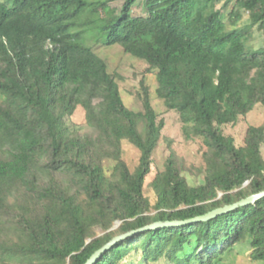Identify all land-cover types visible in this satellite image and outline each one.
Here are the masks:
<instances>
[{
    "label": "trees",
    "instance_id": "1",
    "mask_svg": "<svg viewBox=\"0 0 264 264\" xmlns=\"http://www.w3.org/2000/svg\"><path fill=\"white\" fill-rule=\"evenodd\" d=\"M113 1L0 2V264H85L117 235L264 191V125H249L240 147L223 131L264 106V0H141L143 16L134 14L140 0L119 11ZM221 2L234 4L227 22ZM93 38L144 60L187 138L205 146L203 166L190 169L167 140L165 170L149 185L154 202L145 189L165 120L145 78L143 110L125 104L120 76L85 43ZM80 107L88 133L74 120ZM124 142L139 151L135 170ZM246 242L264 262V199L135 235L96 264H219Z\"/></svg>",
    "mask_w": 264,
    "mask_h": 264
},
{
    "label": "rangeland",
    "instance_id": "2",
    "mask_svg": "<svg viewBox=\"0 0 264 264\" xmlns=\"http://www.w3.org/2000/svg\"><path fill=\"white\" fill-rule=\"evenodd\" d=\"M8 2L9 0H0V2ZM124 0H116L110 3V8L117 11L122 7ZM233 3L224 6L221 2L217 5V9L222 10L223 18L227 22L230 13L233 8ZM144 2L139 1L134 9V14L136 16L145 15ZM92 42H85L87 45L93 48L94 52L102 58L108 65L109 71L112 74H117L120 76L119 85L122 92V97L125 104L132 110L136 112H141L143 110L142 96L143 90L140 86L141 79L145 78V82L149 87L150 98L152 106L155 111L159 114L160 118L165 120V129L162 133V138L160 140L159 146L154 153V165L152 168L151 175L147 178L146 182V195L154 202V194L149 187L152 179L161 171L165 170V165L170 156L168 141L172 142V147L176 151L178 157L186 163L187 167L190 169H197L203 166V152L205 146L200 138L188 139L184 131V125L180 121L179 115L175 111H170L167 109L164 102L158 97L157 89L158 82L157 78L153 72H148L149 66L144 60L138 59L124 52L121 46H104L103 43L96 42L97 39L93 38ZM255 46L261 45L260 34L255 31V39L253 41ZM263 44V37H262ZM74 120L79 126L80 131L83 133L90 132V128L87 126L86 112L80 107L76 113ZM249 125L252 126H262L264 125V106L257 105L252 113L246 118H240L236 125H229L223 128L226 135L234 137L236 145L238 147L244 145V139ZM124 160L127 162L131 170H135L139 162V151L138 149L130 144L129 142H124ZM262 153L264 155V145L262 148ZM114 163L109 162L108 166H112ZM188 180L191 184H199L201 181H197L194 177L188 176ZM156 214V213H154ZM121 223L115 224L112 229L113 232L118 231L121 227ZM101 229L96 230V238L105 235ZM119 236V235H117ZM137 256V255H136ZM252 249L248 242L239 245L231 253L225 255L219 264H264V262H255L252 260ZM139 256H137L138 258ZM128 258H134V255H130ZM156 264H168L161 261Z\"/></svg>",
    "mask_w": 264,
    "mask_h": 264
},
{
    "label": "water",
    "instance_id": "3",
    "mask_svg": "<svg viewBox=\"0 0 264 264\" xmlns=\"http://www.w3.org/2000/svg\"><path fill=\"white\" fill-rule=\"evenodd\" d=\"M262 199H264V191L254 194L248 197L247 199L241 200L233 205H228L223 208H219L214 211H211L210 213L203 215V216H199V217L185 220V221H165V222L159 221V222L150 224L148 226H145L143 228L133 230L125 234L116 236L110 242H108L104 247L96 251L85 264H96L102 258V256L106 254L108 251H110L113 247H115L116 245L120 244L121 242H124L125 240L135 235H138L144 232L155 231L159 229L176 228V227H182V226L191 225V224L206 223V222L211 221L214 218L228 214L236 209L244 208L249 205L256 204L258 201Z\"/></svg>",
    "mask_w": 264,
    "mask_h": 264
}]
</instances>
